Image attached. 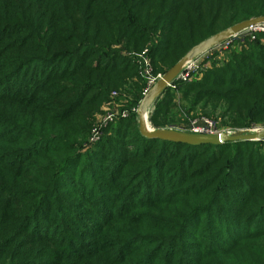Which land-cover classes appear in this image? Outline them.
Segmentation results:
<instances>
[{
	"label": "trees",
	"instance_id": "1",
	"mask_svg": "<svg viewBox=\"0 0 264 264\" xmlns=\"http://www.w3.org/2000/svg\"><path fill=\"white\" fill-rule=\"evenodd\" d=\"M258 16L264 0H0V264H264V139L151 138L137 112L143 50L165 74ZM245 39L167 86L153 127L264 125V32ZM114 90L130 113L88 144Z\"/></svg>",
	"mask_w": 264,
	"mask_h": 264
},
{
	"label": "built area",
	"instance_id": "2",
	"mask_svg": "<svg viewBox=\"0 0 264 264\" xmlns=\"http://www.w3.org/2000/svg\"><path fill=\"white\" fill-rule=\"evenodd\" d=\"M244 30H248L249 35L241 36L240 33ZM232 36H228L223 38L220 42H218L213 47L203 51L198 56L188 59L182 68L179 70V72L176 75L175 80H191L194 76L200 75V72L204 70L207 66H205V62L211 58L209 56V52L213 49H223L222 47L219 48L222 41L225 39H228L229 37H237L240 38L242 43H245L246 37L251 36L254 37V34L256 32H264V22L263 23H257L254 25H251L250 27L244 29ZM232 43V42H231ZM148 52L147 49L143 50L142 53L139 54L140 57V65H141V74L146 78V88L143 91V96L141 103L139 104L137 108H140L143 101L149 96V94L155 89V86L157 82L163 77V75H155L153 73V66L151 63V59L146 55ZM174 80V81H175ZM173 81V82H174ZM173 82L170 84L173 85ZM126 99L119 98V93L117 91H113L111 93V99L104 103L101 107V111L96 114L94 125L92 127V133L89 138V143L92 144L95 141H97L101 135L103 134V129L106 125H108L110 122L119 120L120 118L127 117L130 113V110L125 106ZM150 110V109H149ZM149 110L147 111V116L149 118ZM139 115V113H138ZM150 122V120H149ZM186 126H182L181 128H177L178 130L187 131V132H193V133H205V134H218V133H227V132H221L220 129H218V124L216 121L211 120L208 117H195L189 120L187 124H184ZM227 134H230L229 132Z\"/></svg>",
	"mask_w": 264,
	"mask_h": 264
},
{
	"label": "water",
	"instance_id": "3",
	"mask_svg": "<svg viewBox=\"0 0 264 264\" xmlns=\"http://www.w3.org/2000/svg\"><path fill=\"white\" fill-rule=\"evenodd\" d=\"M263 22H264V16H258L234 24L233 26L228 27L214 34L204 42L200 43L199 45L191 49L174 66H172L169 69V71L165 73L163 77L157 82L155 89L143 101L142 105L138 109L139 128L142 134L151 138L180 141L190 144H202V143L221 144L227 141L264 139V133H257V132H241L235 134H227V133L205 134V133H193V132L182 131L172 127L160 128V129L152 128L150 130L147 128L146 119L144 117V115L150 109L152 104H154L155 100L160 96L163 90L166 89V87L169 86L175 80L177 73L188 59L198 56L203 51L216 45L225 37L232 36L250 27L251 25L257 23H263Z\"/></svg>",
	"mask_w": 264,
	"mask_h": 264
},
{
	"label": "rangeland",
	"instance_id": "4",
	"mask_svg": "<svg viewBox=\"0 0 264 264\" xmlns=\"http://www.w3.org/2000/svg\"><path fill=\"white\" fill-rule=\"evenodd\" d=\"M249 32L250 31H248V30H244V31H242L241 33H240V37L241 36H246V35H249ZM235 38H237L236 36L235 37H229L228 39H225L224 41H222L221 42V44H220V46H219V48H223V49H213V50H211L210 52H209V56L211 57V58H209V60H207L206 62H205V66H207V67H210L211 66V61L213 60V59H215V60H218V62H223L224 60H226L227 59V55H228V53L227 52H229L230 51V47H231V42H232V40L233 39H235ZM233 45H234V43H233ZM225 62V61H224ZM223 62V63H224ZM206 67V68H207ZM154 71V70H153ZM159 74H161V75H163L164 73H157L156 75H159ZM169 86H171V85H169ZM114 91H116V90H114ZM113 92V91H112ZM118 92V91H117ZM162 94V93H161ZM161 94H160V96H161ZM159 96V97H160ZM121 98L123 97L124 99H126V98H132L131 97V95L130 96H128L127 95V97H124V96H120ZM119 97V98H120ZM142 98H144V96L142 97ZM142 98L140 99V103H141V101H142ZM155 102H156V100H155ZM155 102H154V104H152V106L150 107V110H149V117H150V115H151V112L154 110V108H155ZM125 105H127V104H125ZM202 112H198L197 114L198 115H196L197 117H208V116H205V115H202L201 114ZM146 115V114H145ZM195 116V117H196ZM218 120H217V122H218V129H220V131L221 132H229L230 134H235V133H241V132H257V133H264V125H262V124H259V125H255V126H253V127H247V128H238V127H232V126H230V125H226V124H223L222 122H221V117L219 116V114H216V115H214ZM146 117V116H145ZM194 117V118H195ZM208 118H210V117H208ZM211 119V118H210ZM146 120H147V123H149V126H150V128L152 129V128H155V127H153V125L151 124V122H149V118H148V116L146 117ZM211 120H213V119H211ZM189 121V120H188ZM188 121H182V122H179L178 123V125L176 124V125H173V126H167L166 128H175V129H179V128H181L182 126H186V125H184V124H187L188 123Z\"/></svg>",
	"mask_w": 264,
	"mask_h": 264
},
{
	"label": "bare ground",
	"instance_id": "5",
	"mask_svg": "<svg viewBox=\"0 0 264 264\" xmlns=\"http://www.w3.org/2000/svg\"><path fill=\"white\" fill-rule=\"evenodd\" d=\"M145 116L147 117V114L144 115V117H145ZM146 117H145V119H146ZM146 125H147V128L151 130L150 126H149L148 123H147V120H146Z\"/></svg>",
	"mask_w": 264,
	"mask_h": 264
}]
</instances>
